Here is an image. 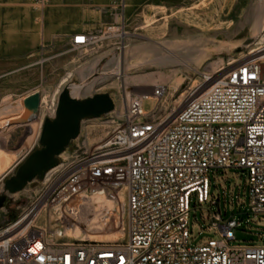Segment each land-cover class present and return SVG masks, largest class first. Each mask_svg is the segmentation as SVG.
Segmentation results:
<instances>
[{
  "label": "built area",
  "instance_id": "obj_1",
  "mask_svg": "<svg viewBox=\"0 0 264 264\" xmlns=\"http://www.w3.org/2000/svg\"><path fill=\"white\" fill-rule=\"evenodd\" d=\"M114 32L108 25L76 33L69 49L90 53ZM250 44L172 118L171 107L162 112L167 87L155 85L119 103L111 98L113 111L97 119L106 128L99 141H89L82 122L74 151L62 154L41 182L30 183L37 188L28 202L16 204L15 218L0 226V264H264V246H231L240 223L223 222L219 210L208 220L212 237L191 245L188 230L191 198L208 202L209 174L219 169L245 170L250 212L264 213V39ZM71 76L49 94L34 92L39 108L25 119L38 127L35 140L0 174V192L35 149L43 121L54 118ZM148 98L154 107L146 112ZM12 126L11 119L0 120V148ZM94 227L113 238H72L74 229L85 234Z\"/></svg>",
  "mask_w": 264,
  "mask_h": 264
},
{
  "label": "rangeland",
  "instance_id": "obj_2",
  "mask_svg": "<svg viewBox=\"0 0 264 264\" xmlns=\"http://www.w3.org/2000/svg\"><path fill=\"white\" fill-rule=\"evenodd\" d=\"M19 1L0 0V14L18 10L33 11L38 13V17L39 14L43 15L40 22L45 25L50 12L54 10L56 13L58 7L57 0H48L43 8L35 5V0ZM180 1L156 0L158 7L148 11L139 4L127 6L123 9L122 22L118 17L109 24V3L80 0L74 9L81 15L85 31L99 33V27L93 28L96 23L99 25V20L104 26L114 25L116 31L109 38L97 42L92 52L63 48L65 53L61 60L56 55L55 58H45L39 66L31 65L28 55L13 56L0 52V66L7 62L12 64L10 68L0 67V71L3 70L0 72V100L3 101L0 120L20 117L11 120L13 126L5 135L4 142L7 140L8 143L4 144L8 150L14 151L28 137L24 147L31 146L37 134L36 125L26 124L27 111L24 114L18 111L21 100L37 91L43 94L55 91L67 73H71L73 85L85 87V94L78 98L107 93L118 103L124 94L138 93L141 89L149 91L151 88L135 85H165L167 94L163 103H167L170 108L182 93L196 90L210 75H220L228 62L240 57L241 47L246 41L264 39L262 29L260 37L255 38L252 34L253 29L264 23V0ZM116 2L118 7L113 11L119 16L121 7ZM60 6L70 9L67 2ZM37 47L35 53L39 51ZM120 61L123 76L117 77L115 72ZM212 71L218 73L212 74ZM180 80L183 81L181 84ZM153 107L152 100H144V111L148 112ZM83 130L88 133L89 141L95 143L103 137L106 128L94 119L84 121ZM16 140L18 143H15ZM75 144L70 143L63 158L74 151ZM8 152L5 150L0 153V173L9 160ZM209 179L208 202L197 205L195 197L191 198V211L188 214L190 244L196 245L212 237L206 231L208 220L211 213L219 210L223 222L234 220L240 223L233 230L234 241L231 246H264V213L250 212L246 171L219 169L210 172ZM36 188L37 184H29L22 192L9 197L12 206L11 209L7 205L4 210H0V226L15 218V205L26 204ZM85 234L88 239L101 237L93 229H88Z\"/></svg>",
  "mask_w": 264,
  "mask_h": 264
},
{
  "label": "water",
  "instance_id": "obj_3",
  "mask_svg": "<svg viewBox=\"0 0 264 264\" xmlns=\"http://www.w3.org/2000/svg\"><path fill=\"white\" fill-rule=\"evenodd\" d=\"M252 41L249 39L244 44L248 45ZM72 85L69 83L60 91L54 118L43 121L37 141L38 148L31 151L13 173L4 179L0 192V210L4 208L9 196L22 192L34 181L41 182L49 170L59 165L60 156L78 138L82 122L99 119L113 111L114 104L109 94L75 98L70 94ZM39 102V94L34 93L25 99L23 105L28 114L34 115L38 111Z\"/></svg>",
  "mask_w": 264,
  "mask_h": 264
},
{
  "label": "crops",
  "instance_id": "obj_4",
  "mask_svg": "<svg viewBox=\"0 0 264 264\" xmlns=\"http://www.w3.org/2000/svg\"><path fill=\"white\" fill-rule=\"evenodd\" d=\"M19 0H13V2H18ZM80 0H57L58 7L55 11H51L47 17V23H41L44 17L33 11H12L0 14V52L10 53L13 56L28 55L27 57L31 59V65L39 66L43 64L45 58H55L57 55L58 59H62L65 51L63 48H69L70 42L72 40V35L76 33H86L90 31H85L82 25L81 15L75 11V5ZM103 4L109 3V24L110 21H115L120 19V22L124 19L123 9L125 7H132L135 5H142L145 11L151 10V8L158 7L156 5V0H98ZM121 7V12L119 16L115 14L113 10L117 9V2ZM186 3L188 0H182L180 3ZM20 2V1H19ZM67 2L70 4V9L66 7H61V3ZM36 5V0H35ZM71 7L73 10H71ZM38 15V13H37ZM8 21V23H6ZM39 24V27L37 26ZM105 24L102 20H99V25L97 23L93 26L99 27L100 30L103 29ZM122 25V24H121ZM104 26V27H103ZM108 26V25H106ZM90 30V29H87ZM37 43L38 46L37 47ZM44 43L45 48L40 49V44ZM39 48L38 53H35V49ZM12 64L10 62L2 64L0 67L10 68ZM1 70L0 72H2ZM20 119V118H18ZM29 138V137H28ZM26 138L19 147L14 151L8 150V146L5 145V150L14 153L11 157V164L8 168L4 170L6 173L15 164L18 156L21 152L28 149V146L24 147V143L27 142ZM15 143H18L16 140ZM16 155V156H15ZM13 163V164H12ZM2 173V174H3ZM4 210V209H2Z\"/></svg>",
  "mask_w": 264,
  "mask_h": 264
},
{
  "label": "bare ground",
  "instance_id": "obj_5",
  "mask_svg": "<svg viewBox=\"0 0 264 264\" xmlns=\"http://www.w3.org/2000/svg\"><path fill=\"white\" fill-rule=\"evenodd\" d=\"M263 8V7H262ZM259 16V15H258ZM252 28V27H251ZM262 29V31H264V23H262L260 26H258V27H256L255 29H253L252 30V34H253V37H255L256 38V36H261L260 35V30ZM262 36H263V34H262ZM264 37V36H263ZM252 38V37H251ZM254 39V38H253ZM252 39V40H253ZM258 39V38H257ZM263 39V38H262ZM262 39H260V40H262ZM248 46V47H247ZM243 47H245V48H247L248 50H251L252 49V45L251 44H248V45H243L241 48H243ZM239 55H240V57H239V59H242L244 56H243V53L242 52H240L239 53ZM211 65V64H210ZM215 65V64H214ZM220 65H221V63H220ZM217 68V67H216ZM214 70V69H213ZM216 73H218V72H213L212 71V74H216ZM115 74H116V76L117 77H122L123 76V68H122V61H120V62H118V67H117V70H116V72H115ZM177 74V73H176ZM69 75H71V73H67V74H65V77L63 78L64 80L65 79H67L68 77H69ZM211 76V75H210ZM207 77L204 81H203V83H202V85L200 86V87H198L196 90L194 89L192 92H189V93H182L181 94V97H179V98H177V99H175L174 100V102L172 103V105H171V108H172V110H171V118L179 111V109H181L183 106H184V104L186 103V101L189 99V98H194V97H197V96H199L210 84H211V77ZM212 76H214V75H212ZM148 79V78H147ZM173 80V79H172ZM174 80H175V78H174ZM138 82V81H137ZM183 82V81H182ZM181 82V80H180V82H179V84H181L182 83ZM85 85V84H84ZM136 87H140V88H144V87H152V86H155L154 84H138V85H135ZM87 87V86H86ZM141 91V90H140ZM84 92H86L85 91V87H83V86H81V85H72V87H71V91H70V94H71V96L72 97H75V98H78V97H80V96H82L83 95V93ZM85 94V93H84ZM127 96H129V94H124V96L122 95L121 97H120V100H124V98L125 97H127ZM112 98V97H111ZM112 99H114V98H112ZM149 100H150V98H148ZM21 106V107H20ZM20 106H18L20 109L18 110V111H20L21 112V114L23 113L24 114V112H25V110H24V106H23V100H21V102H20ZM162 107H165V108H167L168 107V104L167 103H163L162 102ZM18 118H20L19 116L18 117H16V118H13V119H18ZM13 119H11V120H13ZM102 139V138H101ZM91 141V140H90ZM93 141V140H92ZM5 142H6V140H5ZM28 148H29V145H28ZM4 151H5V148H0V153H4ZM9 153V160H8V162H7V164H6V167L5 168H8L9 166H10V164H11V157L14 155V153H12V152H8ZM16 156V155H15ZM13 164V163H12ZM13 166V165H12ZM3 169L2 170V172L0 173V174H2L3 172H5L4 170H6V169ZM93 230H95L96 231V233H97V230H100V228L99 227H94V228H92ZM79 229H75V231H73L72 233V238H74V239H86V240H107V239H112L113 238V235H102V234H100L101 235V237H99V238H95V239H88V236L86 235V234H79ZM82 232V231H81Z\"/></svg>",
  "mask_w": 264,
  "mask_h": 264
},
{
  "label": "trees",
  "instance_id": "obj_6",
  "mask_svg": "<svg viewBox=\"0 0 264 264\" xmlns=\"http://www.w3.org/2000/svg\"><path fill=\"white\" fill-rule=\"evenodd\" d=\"M8 202H9V199H7L6 204H7ZM6 204H5V205H6Z\"/></svg>",
  "mask_w": 264,
  "mask_h": 264
}]
</instances>
